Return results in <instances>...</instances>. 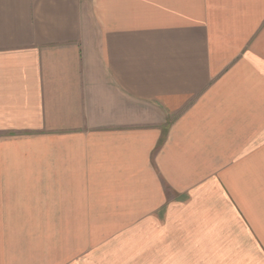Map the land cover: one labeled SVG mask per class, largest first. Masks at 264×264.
Wrapping results in <instances>:
<instances>
[{"label": "crops", "instance_id": "1", "mask_svg": "<svg viewBox=\"0 0 264 264\" xmlns=\"http://www.w3.org/2000/svg\"><path fill=\"white\" fill-rule=\"evenodd\" d=\"M262 141L264 0H0V264H259Z\"/></svg>", "mask_w": 264, "mask_h": 264}, {"label": "rangeland", "instance_id": "2", "mask_svg": "<svg viewBox=\"0 0 264 264\" xmlns=\"http://www.w3.org/2000/svg\"><path fill=\"white\" fill-rule=\"evenodd\" d=\"M262 153H264V141H262ZM251 176L248 178L250 180V185L246 188V193L250 203H246L248 214H250V219H252L254 225L258 228L260 233L262 246L264 245V154L260 156V170L259 172H251ZM247 178V176H246ZM206 211L194 214L195 223L198 225L193 229H190V237L186 241H181V245H191L192 249L187 252H181V264H243L240 263V251L228 250L231 245H228V249L224 248V233L226 229L223 230L222 227L216 229V225L219 226L223 224L220 216L213 215L210 205H205ZM218 217L221 222L213 224L212 218ZM217 219V218H216ZM50 222V221H49ZM58 222V221H54ZM40 223V222H39ZM42 226L48 221H41ZM194 230H196L194 232ZM200 231V232H199ZM194 232V233H193ZM231 232V231H230ZM232 237H237L231 232ZM240 238V236H238ZM196 240V241H195ZM196 242V243H195ZM227 245V244H226ZM215 249V250H212ZM221 249V250H220ZM232 249V248H231ZM239 254V257L237 256ZM260 263L264 264V247L261 249L260 253ZM230 258V259H229ZM231 260V261H230Z\"/></svg>", "mask_w": 264, "mask_h": 264}]
</instances>
